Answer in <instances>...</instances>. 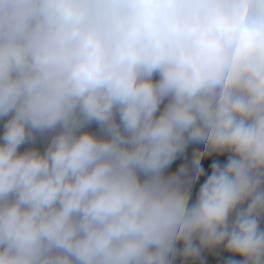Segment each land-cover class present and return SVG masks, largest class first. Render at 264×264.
<instances>
[{
  "label": "clouds",
  "instance_id": "1",
  "mask_svg": "<svg viewBox=\"0 0 264 264\" xmlns=\"http://www.w3.org/2000/svg\"><path fill=\"white\" fill-rule=\"evenodd\" d=\"M9 114L0 264H264V0H0ZM189 142L232 154L194 205L165 175Z\"/></svg>",
  "mask_w": 264,
  "mask_h": 264
},
{
  "label": "built area",
  "instance_id": "2",
  "mask_svg": "<svg viewBox=\"0 0 264 264\" xmlns=\"http://www.w3.org/2000/svg\"><path fill=\"white\" fill-rule=\"evenodd\" d=\"M227 152H214L210 148L205 151V144L203 142L188 143L185 149L177 153L175 158L166 167L165 175H179L183 186L191 190L190 205H192L194 199L199 195L201 186L211 175L213 165L219 164L223 166V160ZM198 153L204 154L200 155L199 163L197 164L196 158ZM182 169L183 171H181ZM233 218L230 217V221ZM230 260H236L242 264V258L228 252L222 244L215 249V257L212 261L200 255L196 258H185L183 256L178 264H228ZM173 264L175 263L173 262Z\"/></svg>",
  "mask_w": 264,
  "mask_h": 264
},
{
  "label": "trees",
  "instance_id": "3",
  "mask_svg": "<svg viewBox=\"0 0 264 264\" xmlns=\"http://www.w3.org/2000/svg\"><path fill=\"white\" fill-rule=\"evenodd\" d=\"M153 79L154 80L159 79V74L158 73L154 74ZM167 102H168L167 98H165V100L161 102V105H160V108L158 109L157 114H159L160 111H163ZM10 116H11V114H9V116H7V117H0V143L4 142L3 137H4V132H5V124H6L7 120L10 118ZM116 118H117V120H119L118 115ZM82 130L92 132L93 134L97 135L98 137H104L103 131L101 130L99 124L95 121H92L90 124L86 125L85 128ZM54 134H55V131H46L43 133L36 132L34 134V139L26 140L23 144H21L20 147L18 148V152H24V151L29 150V149H36L42 153L46 150V148H47L48 144L50 143L51 138ZM189 143H195V142H189ZM197 199H198V196L194 199L192 205H194L196 203ZM246 206H247V203H245L241 207L246 208ZM234 215H235V213H233L232 217H234ZM260 228H261V230H264V217H261V219H260ZM197 243H198V241H197ZM217 248H218V246L213 247V248L202 249L200 256L205 257L208 260L212 261L215 257V249H217ZM182 249H183L182 242L177 243L178 252H177V255L175 256V258L173 260V262L175 264H178L183 258V255L181 254Z\"/></svg>",
  "mask_w": 264,
  "mask_h": 264
},
{
  "label": "rangeland",
  "instance_id": "4",
  "mask_svg": "<svg viewBox=\"0 0 264 264\" xmlns=\"http://www.w3.org/2000/svg\"><path fill=\"white\" fill-rule=\"evenodd\" d=\"M231 153L230 152H227L226 156L224 157V160H223V166L226 165L228 159L231 157Z\"/></svg>",
  "mask_w": 264,
  "mask_h": 264
}]
</instances>
